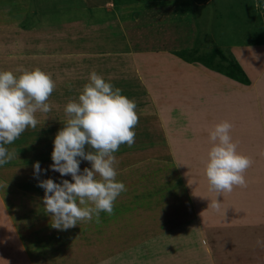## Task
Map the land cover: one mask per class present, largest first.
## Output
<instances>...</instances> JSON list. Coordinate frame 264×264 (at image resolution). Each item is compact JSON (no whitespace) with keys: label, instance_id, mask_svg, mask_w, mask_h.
<instances>
[{"label":"rangeland","instance_id":"obj_1","mask_svg":"<svg viewBox=\"0 0 264 264\" xmlns=\"http://www.w3.org/2000/svg\"><path fill=\"white\" fill-rule=\"evenodd\" d=\"M254 3L261 8L264 0H0V41L6 39L9 54L47 74L52 63L50 76L59 82L51 111L35 114L36 128L10 145L15 158L0 166V264H264V172L252 165L246 186L223 193L209 189L204 173L208 130L221 121L232 124L245 156L244 120L234 107L246 92L177 56L187 50L184 58L211 64L207 57L220 49L228 57L230 43H244L246 33L261 28L259 18L251 19ZM10 20L19 31L4 34ZM92 71L106 80L114 72L113 86L137 106L135 143L114 153L116 180L127 190L113 215L100 213L99 224L93 217L57 230L37 184L74 182L51 170V155L64 108L78 100ZM234 113L242 123L237 131ZM84 168L91 164L82 161Z\"/></svg>","mask_w":264,"mask_h":264},{"label":"clouds","instance_id":"obj_2","mask_svg":"<svg viewBox=\"0 0 264 264\" xmlns=\"http://www.w3.org/2000/svg\"><path fill=\"white\" fill-rule=\"evenodd\" d=\"M17 71L18 76L12 71H0V166L10 163L16 155L5 145H11L29 127L36 128L38 111L46 114L53 107L49 98L56 83L50 74L39 68ZM89 81L78 100L66 104V123L55 136L51 155V170L61 177L70 175L74 182L47 179L38 184L45 190V213L50 215L51 227L57 230L90 222L93 217L99 224L100 213L113 215L114 202L127 190L124 183L116 180L114 153L123 144L132 147L135 143L133 129L139 122L136 103L95 71L90 73ZM231 130L227 120L208 130L212 146L204 173L209 189L217 193L246 186L245 173L253 163L237 151ZM82 161H88L91 168L81 172ZM33 167L38 177L42 171L40 162Z\"/></svg>","mask_w":264,"mask_h":264},{"label":"crops","instance_id":"obj_3","mask_svg":"<svg viewBox=\"0 0 264 264\" xmlns=\"http://www.w3.org/2000/svg\"><path fill=\"white\" fill-rule=\"evenodd\" d=\"M255 5L256 4L254 3L253 12H251V19L252 21H254L252 17L259 18L261 20V28L257 29L259 31L251 30L250 32L246 33L245 35L247 37L244 39V43H239V45L230 43V50L232 52L231 54L235 57L250 80L249 85L240 84V88L238 87L236 89L237 91L242 89L247 94L245 93L244 96L236 97L235 100L237 102L236 106L234 107V112L241 113L239 116H242L244 120V134L241 135V138L244 137L243 139L245 156L249 157L253 161L252 165L258 166L260 171L264 172V5H262L261 8L260 5L259 7ZM182 22H180V24ZM188 22H190V18H188ZM9 23L11 24L6 27V31L4 34H7L9 31H19L15 21L10 20ZM244 29L246 28L244 27ZM10 33L12 32H9L8 34ZM184 35L185 34H183L182 37ZM18 37L19 35H17V38L15 39V46L18 44ZM9 49L10 46L7 45L6 39L3 38L2 41H0V71H12L18 76L20 74V72L17 71L18 69L32 70V67L31 69H27V57H23L20 54H15L14 56H12L9 54ZM16 51L18 52V48L16 49ZM241 54L244 56L243 61H245L246 64H244L243 61H240L239 56ZM128 56L129 55H127L125 52L121 54V57L124 60L130 59V57ZM177 60L182 62L178 58ZM123 66L124 64L122 66H118V68L122 69ZM93 68L94 67H92L91 69ZM55 69L57 70V67H54L52 63L49 64V69L47 70L48 74L53 76L55 74ZM114 74V72H110L108 77L112 76L115 79ZM102 76L104 79L106 78L104 77L105 75H103V73ZM113 78L109 80L105 79V81L112 83ZM56 79L57 76L54 78V81L58 85L59 82H56ZM116 82L117 80L115 79V84ZM234 120L236 126L235 131H237V129L239 128L237 127L238 124L242 128V123L239 122V120L235 116V113L233 117V121ZM21 136H23V133L21 134ZM5 147L8 148L9 151H13L10 145H5ZM15 234H17V232H15Z\"/></svg>","mask_w":264,"mask_h":264},{"label":"trees","instance_id":"obj_4","mask_svg":"<svg viewBox=\"0 0 264 264\" xmlns=\"http://www.w3.org/2000/svg\"><path fill=\"white\" fill-rule=\"evenodd\" d=\"M191 51H181L177 54V56L181 59H184V61L189 63H200L204 67L217 72L221 75H224L230 80H233L239 84L242 85H248L249 79L247 78V75L245 74L244 70L240 66V64L236 61V59L229 54L228 57L220 50V49H214L212 50V53L207 57V59L211 60V64L204 63L201 56H190V58H184L186 53H189ZM194 52V51H193ZM215 58H218V61H215ZM215 62V63H213Z\"/></svg>","mask_w":264,"mask_h":264}]
</instances>
